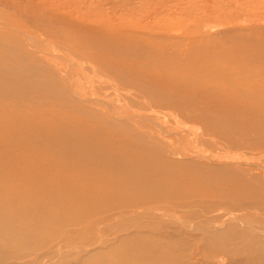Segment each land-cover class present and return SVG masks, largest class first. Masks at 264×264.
I'll list each match as a JSON object with an SVG mask.
<instances>
[{
	"label": "bare ground",
	"instance_id": "1",
	"mask_svg": "<svg viewBox=\"0 0 264 264\" xmlns=\"http://www.w3.org/2000/svg\"><path fill=\"white\" fill-rule=\"evenodd\" d=\"M225 1L199 0L185 13L193 26L153 30L150 23L169 19L166 6L188 1L0 0V133L7 134L0 135V264H264V189L167 158L142 133L139 113L92 97L85 80L83 91L88 66L76 62L88 56L95 74L111 76L99 75L97 89L138 90L148 107L175 108L212 134L232 136V145L264 146V10L250 11L264 0ZM232 6L236 11L226 12ZM142 8L147 13L135 11ZM218 29L235 57L224 64L189 57L197 42L217 43L211 32ZM140 56L168 64L154 67ZM203 70L211 83L243 82L189 90ZM24 103L42 110L24 112ZM9 118L36 131L11 126ZM19 149L22 156L4 157ZM37 163L50 166L40 171ZM19 166L26 167L16 173ZM24 180V189L14 184ZM63 247L69 249L59 256Z\"/></svg>",
	"mask_w": 264,
	"mask_h": 264
},
{
	"label": "rangeland",
	"instance_id": "2",
	"mask_svg": "<svg viewBox=\"0 0 264 264\" xmlns=\"http://www.w3.org/2000/svg\"><path fill=\"white\" fill-rule=\"evenodd\" d=\"M185 1H188V3L183 2V4L174 5L175 2H172V5L170 4V6H166L167 13L165 12L166 14L165 13L164 14L166 16H168L169 14V19H167V21H164L163 23L162 22L161 23L160 22L150 23L149 27H151L153 30L154 29L164 30L165 29L164 27L181 30L185 27L191 26V24L193 26L194 21H192V19H185V15H186L185 13L186 11H191L190 9H192V7L194 9L200 6L201 3L199 2V0H193V3H192V0H185ZM218 2H220V0H218ZM225 2H227V0ZM190 4H191V7H190ZM255 5L257 7L251 9L250 11L259 12V11L264 10V6L258 7L257 4ZM185 6H187V8ZM227 8L228 9H226V12L229 11V13H231V12L236 11L234 6L227 7ZM135 11L136 12L138 11L140 13H144V12L147 13L145 8L136 9ZM243 13L246 14L248 13V11H244ZM211 24L215 25L214 23H211ZM220 32L221 31H219V29L212 30L211 32L212 35L214 34L213 35L214 37L216 38L218 37L216 39L218 41L217 42L218 44L217 43L212 44V42L205 40L203 42H197L196 43L197 45L195 46L196 47L195 50L193 46L190 51L188 52L184 50L183 51L186 52L189 55V57H191L192 59L200 58L202 60V63L222 64L223 62L229 61L232 57H235L237 55L236 53H233V54L231 53L232 47L234 46V44L232 42L230 43L221 42L219 39V37L221 36L219 34ZM25 37L22 36L20 39L23 40L24 43H27L28 38L26 37L27 39H25ZM127 41L128 40H125L124 43H127ZM63 47H67V45H64ZM137 59H138L137 61H140V62H145V63L151 62L154 65V67H157L163 64H168L166 62L167 60H160V61L158 60L157 62L153 63L150 58L144 57V56H140ZM76 62L80 65L83 64V65L88 66L86 70L87 72L85 71L83 72L87 74H82L81 79H80V85L82 88L83 87L85 88L86 85L89 87V88L86 87L88 89V92L86 88L85 89L83 88V91L87 92L88 94H91V96L94 98L95 97L100 98V99L102 98V100L105 102H111L112 106L114 105L113 107L117 108L118 106L126 110H129V109H131L132 111L135 110V112L139 113V118L141 117V119H138V120L141 125L142 133L145 134L146 137H148L154 144L160 146V148L162 149L163 153L165 154L167 158L172 159V160H186V159L193 160L198 163L206 165V166H202L205 169L214 168V169H218V171L222 170L221 172L224 171L223 173L225 174L223 175V177L225 178H232L233 176L238 175L244 179H248V180L256 182V184L260 186V188L264 189V146L263 145L247 144L246 147L245 145H239V146L232 145V142L234 141V138L232 136L227 137L225 139V137H221L219 133H218V136L215 134H212L206 129L203 123L185 119L180 114V112L175 108L148 107L144 102L138 100V98L136 97L140 95L139 93L140 91L138 90H135L132 88H121V89H115L114 90L115 92H114L113 89L109 87H106L104 91L97 89L98 88L96 86L98 85L97 80L100 77L102 76L111 77V76L107 73L104 74L101 71H98L95 74L89 66L90 59L88 56H84V57L77 56ZM186 65L191 66L192 64H186ZM205 73H206L205 70H203L202 74L201 73L199 74L201 77L198 79V82H197L198 84L195 85L194 88L193 87L189 88V90L195 91L196 89L209 86L210 84L211 85L218 84V86H224V85L226 86V83H229L231 85L237 86L243 82L242 80H240V76H234L232 79H226V78L216 79L213 81V83H211L209 81H206V79H204ZM87 75L90 77H88ZM99 75L100 77H98ZM84 82L86 85L84 84ZM256 83L257 81L253 80V82L248 83V85L253 86ZM14 85L17 87H21V86L26 87L30 95L34 96L36 99L39 98L40 92L34 88H31L30 85L24 83L20 79L14 80ZM95 93L97 94L99 93L98 95L99 96L101 95V96L98 97V95ZM131 96L136 97V99L133 98V99H130L129 101H126L125 98L126 97L131 98ZM109 98L113 101H111ZM4 101L5 100H3V102ZM5 103H7V101H5ZM1 107H3L2 102H0V108ZM205 107L206 106H204V108ZM219 108H220V105L218 106V109ZM233 108H234V105H229V109L233 110ZM21 109L24 112H28L30 110L38 112L42 110V105L40 103H36L30 107L28 104L24 103ZM9 112H11V114L14 113L13 114L14 116H18V113H19L17 109L15 110L13 108L12 109L10 108ZM256 113H257L256 111L254 112L250 111L248 113V117L254 118L256 117ZM150 114H153V116L154 114H156V116H154L155 118L152 115L149 116ZM11 116L12 115H10L9 117ZM0 117H3V116L0 115ZM147 118L150 119L151 121L147 120ZM7 122L11 126H15V127L22 126V129H25L26 133L33 134L36 131V129L30 126L27 122L20 120L18 118H9ZM154 122L156 123L154 124ZM85 123L87 122L81 121V122H78L77 124L82 127L83 126L86 127L87 125ZM259 125L260 123L259 122L257 123L255 121L252 126L254 128H258ZM0 135L1 137H5L7 134L0 133ZM95 135H97L98 137L102 136L104 138L112 137L109 134H102V133H98ZM234 135L237 136L239 134L236 133ZM16 140H18V138ZM24 150L19 149L16 152L7 153L4 155V157L8 159L15 158V157L17 158L20 156V154L22 156V154L25 153ZM114 153L117 154L118 152H114ZM1 158L2 157H0V159ZM33 166H37L38 168H40V171H43L44 170L43 166H50V165H44L43 163L41 164L37 163ZM25 167L19 166L13 169L16 173H20L24 171ZM9 172L11 171L9 170ZM18 182H20L21 185L18 184ZM2 183H3V180L0 178V184ZM29 183H30L29 180L14 182V184L18 186L20 185L19 186L20 188L23 187L22 189L29 186L28 185ZM218 221L220 220L218 219ZM25 223L26 222H19L20 225H26ZM114 223H112V225ZM116 225L117 224H114L113 227L115 229H118V227L120 226L118 225L116 226ZM108 238H111V236L110 237L108 236ZM77 245H78V242L74 244L73 246H77ZM98 245L101 246V243H99ZM66 249L68 250L69 248L63 247L59 252V254L60 253L61 254L60 255L58 254V255L61 256L62 254H64L67 251ZM51 260L52 259H50L49 261Z\"/></svg>",
	"mask_w": 264,
	"mask_h": 264
}]
</instances>
